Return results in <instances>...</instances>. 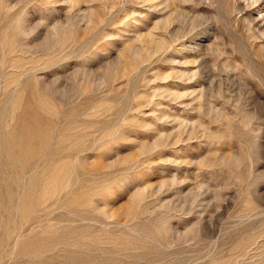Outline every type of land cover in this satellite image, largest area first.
I'll list each match as a JSON object with an SVG mask.
<instances>
[{
	"label": "rangeland",
	"instance_id": "rangeland-1",
	"mask_svg": "<svg viewBox=\"0 0 264 264\" xmlns=\"http://www.w3.org/2000/svg\"><path fill=\"white\" fill-rule=\"evenodd\" d=\"M0 264H264V0H0Z\"/></svg>",
	"mask_w": 264,
	"mask_h": 264
},
{
	"label": "bare ground",
	"instance_id": "bare-ground-1",
	"mask_svg": "<svg viewBox=\"0 0 264 264\" xmlns=\"http://www.w3.org/2000/svg\"><path fill=\"white\" fill-rule=\"evenodd\" d=\"M14 46V45H13ZM11 49V48H10ZM14 49V48H13ZM32 129V128H31ZM23 151H24V149H23ZM56 179V178H55ZM51 183V182H50ZM54 183V182H53ZM51 187H53V186H51ZM55 189V188H54Z\"/></svg>",
	"mask_w": 264,
	"mask_h": 264
}]
</instances>
